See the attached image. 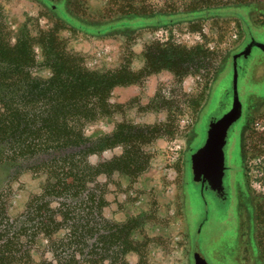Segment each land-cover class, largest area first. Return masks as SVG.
Wrapping results in <instances>:
<instances>
[{
	"label": "rangeland",
	"instance_id": "374dc122",
	"mask_svg": "<svg viewBox=\"0 0 264 264\" xmlns=\"http://www.w3.org/2000/svg\"><path fill=\"white\" fill-rule=\"evenodd\" d=\"M128 14L131 20L110 35L94 33L98 24ZM22 31L33 38L52 31L89 70L135 72L134 84L113 91L112 115L85 124V136L111 134L119 124L162 126L163 137L144 146L148 156L133 162L134 175L116 171L100 177L104 204L95 211L101 217L86 218L87 261L79 264L116 261L119 243L108 234L118 232L114 224L141 216L145 219L126 246L129 252L117 264H195L196 252L209 264H264L262 49H254L249 60L238 59L243 116L231 128L226 148L234 174L230 199L219 204L198 196L191 164L211 120L232 108L234 57L253 41L264 44V0H0V37L14 45ZM35 53L42 64L41 46ZM33 73L52 76L45 66ZM123 152L117 146L89 162L111 161ZM12 155L9 145L0 147L1 227L21 217L47 181L46 169L36 165L48 155ZM144 165L145 171L136 169ZM67 234L61 231L56 238ZM72 239L71 246L55 249L39 240L32 253L37 261L77 253Z\"/></svg>",
	"mask_w": 264,
	"mask_h": 264
},
{
	"label": "trees",
	"instance_id": "16d2710c",
	"mask_svg": "<svg viewBox=\"0 0 264 264\" xmlns=\"http://www.w3.org/2000/svg\"><path fill=\"white\" fill-rule=\"evenodd\" d=\"M130 17L128 14L116 22L98 24L93 31L110 35L117 25L129 22ZM36 45L44 51L42 64L37 60ZM39 66L49 68L52 76H36L33 69ZM135 77V72L124 68L105 72L89 70L76 55L60 46L52 31H41L38 38L22 31L14 45L0 37V147L9 145L14 158L49 156L47 161L36 165L46 169L43 193L31 200L21 217L0 226V264L87 261L86 226L91 219L101 217L95 209L104 204L100 177L116 171L134 175L133 162L137 157L139 160L148 156L144 146L163 137L160 125L119 124L113 133L95 137H87L83 132L85 124L112 115L113 105L109 100L113 91L134 84ZM117 146L124 148L119 157L97 165L89 162L91 156ZM136 169L143 172L146 166ZM86 218L90 222L85 223ZM144 219L141 216L113 225L118 232L108 234L107 238L116 237L120 256L111 264L124 260L129 252L126 246ZM61 231H69V235L56 238ZM92 231L96 235L99 230ZM72 238L78 254L57 253L53 260L41 257L37 261L32 253L33 245L39 240L45 239L55 249L71 246ZM99 241L97 238L94 246ZM78 255L83 258L77 260Z\"/></svg>",
	"mask_w": 264,
	"mask_h": 264
},
{
	"label": "water",
	"instance_id": "95a60500",
	"mask_svg": "<svg viewBox=\"0 0 264 264\" xmlns=\"http://www.w3.org/2000/svg\"><path fill=\"white\" fill-rule=\"evenodd\" d=\"M254 46L264 51V44L253 41L243 52L234 57V99L232 108L222 117L211 120L207 139L204 145L196 151L191 159L193 180L198 183L204 180L211 189L218 193L224 190L226 175V148L231 128L242 119L243 104L239 97L238 59L248 58ZM195 264H209L200 252L194 255Z\"/></svg>",
	"mask_w": 264,
	"mask_h": 264
},
{
	"label": "flooded vegetation",
	"instance_id": "af4514ba",
	"mask_svg": "<svg viewBox=\"0 0 264 264\" xmlns=\"http://www.w3.org/2000/svg\"><path fill=\"white\" fill-rule=\"evenodd\" d=\"M258 47L253 48L252 53L254 51V49H257ZM241 59H239L240 61ZM246 60H249L246 59ZM238 61V62H239ZM239 70H240V66L238 65ZM244 69V68H243ZM242 69V70H243ZM229 138H230V134H229ZM229 142V139H228ZM233 172L230 170V167L227 166L226 169V175L224 178V190L221 193H218L216 191H213L209 185L208 182H204V180H202L201 182L196 183V187L198 190V196L200 197H208L213 203L218 202L219 204H223L226 203L230 197H231V187L232 185V177H233ZM192 176H193V171H192ZM221 202V203H220Z\"/></svg>",
	"mask_w": 264,
	"mask_h": 264
}]
</instances>
